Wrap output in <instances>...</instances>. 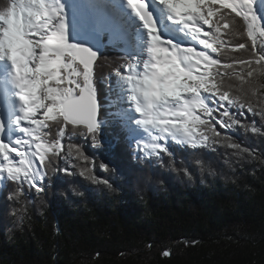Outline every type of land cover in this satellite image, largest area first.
Listing matches in <instances>:
<instances>
[{
	"label": "trees",
	"instance_id": "1",
	"mask_svg": "<svg viewBox=\"0 0 264 264\" xmlns=\"http://www.w3.org/2000/svg\"><path fill=\"white\" fill-rule=\"evenodd\" d=\"M11 2L0 0V10ZM220 37L225 43L214 55L221 66L234 65L226 76L221 67L222 90L245 102L240 123L229 121V129L216 124L221 135L209 132L207 147L170 140L168 152L157 156L140 155L126 128L113 120L108 100L129 61L124 44L103 34L90 72L100 101L101 146H90L82 126L74 131L47 121L41 135L49 142L60 139L64 157L59 169L46 170L42 192L0 182V264H264V65L255 62L264 54V37L249 39L239 18ZM241 59L252 61L254 77H247ZM238 73L245 74L244 83ZM222 111L217 108L214 119L227 120ZM77 147L87 160L75 159ZM83 168L97 179L81 175Z\"/></svg>",
	"mask_w": 264,
	"mask_h": 264
},
{
	"label": "snow or ice",
	"instance_id": "2",
	"mask_svg": "<svg viewBox=\"0 0 264 264\" xmlns=\"http://www.w3.org/2000/svg\"><path fill=\"white\" fill-rule=\"evenodd\" d=\"M125 2L142 21L150 40L148 52L151 63L144 65L145 74L139 80L127 77L132 85L130 100L140 117L138 123L160 129L165 134L180 133L194 149L208 146L209 132L221 135L216 124L229 129V121L232 125L240 123L237 116L244 111L245 102L222 90L221 67L225 69L223 75L226 76L227 69L234 65L221 66L211 53H217L224 46L220 34L232 28L236 18L243 21L247 36L253 42L257 33L264 37V27H261L254 10V0H157L169 13L168 19L186 30L191 37L189 43L198 41L203 50L191 46L178 47L171 40H162L148 0ZM0 24L3 25L0 27V59L6 57L11 62L18 82L19 99L23 104L18 120L22 136L12 143L0 140V176L6 174L9 182L18 186L27 185L28 189L39 193L47 186L46 170L49 167L59 169V161L64 157L60 139L49 142L41 135V130L48 127L47 121L72 125L74 131L77 126H82L86 132H81V135L90 137V146L94 150L101 146L97 126L98 104L90 76L97 56L87 48L67 43L60 11L45 0H14L8 3L0 10ZM238 47L243 49L245 45L239 44ZM178 53L188 62L187 67L182 66ZM255 62L264 65V54ZM238 63L241 67L247 66L248 78L256 75L252 61L241 59ZM80 65L83 72L77 70ZM131 67L129 65V69ZM81 76L83 85L78 79ZM237 77L244 83V73H238ZM248 83L251 84V79ZM202 92L208 95L204 96ZM217 108L223 109L221 116L227 120L214 119ZM232 108H236L235 113ZM247 111L254 113L252 103L247 104ZM40 112L43 119H37ZM63 126L59 128L61 136L65 134ZM252 131L258 129L253 126ZM165 138L153 135L152 143L140 144L136 151L140 155L147 151L149 155L157 156L168 152L165 144L158 142ZM229 147L240 148V144L231 143ZM13 154L19 158L18 162ZM72 156L70 150L68 157ZM88 158L79 147L75 148V159ZM92 159H96L95 153ZM107 167L101 161L100 168L106 170ZM63 171L69 173L67 167ZM91 173L89 168L81 171V175H89L96 180Z\"/></svg>",
	"mask_w": 264,
	"mask_h": 264
},
{
	"label": "rangeland",
	"instance_id": "3",
	"mask_svg": "<svg viewBox=\"0 0 264 264\" xmlns=\"http://www.w3.org/2000/svg\"><path fill=\"white\" fill-rule=\"evenodd\" d=\"M257 1L258 0H254V4L256 3V5H257V3H258ZM45 2L50 5L53 2V0H45ZM262 6L264 7V1L262 2ZM114 8H116V7L114 6ZM57 9L60 11L61 16L63 17L64 33H65V38L67 40V43H72V44L76 45L77 40L86 31L91 30V29L83 30V23H82L81 20H84L85 17L82 15L84 18L81 19V16H77V18H75L74 21H70L69 22V19L67 18V16L69 15L70 12H72L73 7L68 6L67 4L61 2V3H59V6H58ZM254 10H255V13H257L258 8L254 7ZM128 16L129 15L127 14V17ZM257 16L260 19V24L262 26V23H261V10H260L259 14L257 13ZM93 24H95V23H93ZM101 24L102 25H106L103 21L101 22ZM0 25H2V24H0ZM133 27H134V30H135V28H138V26H136V24H133ZM109 28L111 29L110 35H111V39L112 40L118 38L121 41L122 40L125 41V39L123 37H121L122 35L117 33L116 30H114L111 27H108L107 29H109ZM205 28H206V26H205ZM137 32H138L137 35L140 37V35H141L140 29H138ZM71 35H73V37H71ZM32 39H38V37H32ZM137 39H140V38H135L134 39L135 47H137V45H140L139 44L140 41L137 42L136 41ZM143 40H144V46H142L143 47L142 48V52L143 53L141 51H138V52L133 51L128 46V44H126L127 47L125 48V50L128 53L127 60L129 61V63L124 67L123 78L119 79L120 81L119 80L116 81V86H115V92L116 93H115V96L109 97L110 99L108 100L109 105H112L113 107L115 105H117L119 102H122V105H124V107L127 106V110L130 111L129 114H135V112L133 113V111H135V106H134V102L130 100V96L133 94L132 93V85L128 81L127 77L128 76H132V77H134L135 80H139L145 74V72H143V71H144V65L146 64L147 59H148L146 53H147V44H148V42L150 40H149V37L148 38L144 37ZM38 51H39V49H37V53H38ZM141 57L143 58L142 59V63H140ZM66 62H67V58H66ZM129 65L132 66L130 69H129ZM126 69H128V70L126 71ZM73 79H76V77H74ZM91 83L93 84V80L92 79H91ZM73 87H75V85H73ZM202 95H203V93H202ZM122 105L120 103V104H118V107L122 108ZM118 112H117V108H116V110H114V112L112 114V116L114 118L113 120H117V119L118 120H123L122 124H124V126L126 127L127 130L128 129L129 130H134L133 133H130L127 136V138L132 139L133 142H134V146L138 147L137 145H138V142H139V138H138L137 135H138L139 130L136 129L137 126L134 123H132L130 120H127V118L125 117L124 112H121L119 110H118ZM37 119H43L42 112H40L38 114ZM163 136H165L166 138H165V141L161 142L162 144L168 142L169 139L172 140V141H175L176 143H187L185 138L182 136V134L177 133V132H171V133H168V134H164ZM150 143H152V142H150ZM146 144H149V143H146ZM144 153H148V152L145 151ZM17 162H18V160H17ZM5 176H0V181H3L5 179Z\"/></svg>",
	"mask_w": 264,
	"mask_h": 264
},
{
	"label": "bare ground",
	"instance_id": "4",
	"mask_svg": "<svg viewBox=\"0 0 264 264\" xmlns=\"http://www.w3.org/2000/svg\"><path fill=\"white\" fill-rule=\"evenodd\" d=\"M63 1H67V0H60L59 3L63 2ZM71 1H72L71 2L72 5H73L72 6L73 10L67 16V18L69 19V22L74 21V19L77 18V16H81V19H83L85 17L84 20H81L83 23V30L91 29V30H95L98 32H104V30L106 29V26L110 25L111 27L114 28V30L117 31V33L122 35L121 37H123L127 41L128 46L133 51H136V52L141 51L142 52V48H143L142 46H144L143 38L144 37L148 38V33H147L146 29L143 27V23H138L137 24L138 28H135V30H134L133 24L137 23V21H135V23H134V21H133L134 19L131 16L132 12L129 11L130 15H129V17H127V13L125 11H123L124 13L122 14L118 11V9L114 8L116 2L120 1V0H114L112 3L108 2L107 0H71ZM121 1H122V4L126 5L125 1H123V0H121ZM59 3L56 5V8H58ZM100 21L101 22L103 21L106 25H102ZM93 23H95V24H93ZM0 27H2V25H0ZM136 29L137 30L140 29L141 32L143 33V35H140V37H139L137 35L138 32ZM157 30H158V28H157ZM158 33H160L159 30H158ZM71 37H73V35H71ZM135 38H140V39L136 40L137 42L140 41L139 42L140 45H137V47H135V45H134V39ZM173 43L176 44L178 47H181L177 43V41H175ZM148 44H150V41L148 42ZM182 47H184V46H182ZM197 50H203V49L198 48ZM178 58L180 59L182 66H185V67L188 66V62L179 53H178ZM142 59L143 58L141 57L140 63H142ZM148 60H151V58H149ZM8 64H9V71L10 72H9V75L7 78L6 87H8L10 89V92H13L12 88L15 85L17 86L18 82L16 80L12 64L9 60H8ZM18 90H19V88H18ZM20 102L17 103V106H20ZM120 103L122 105V102H119L118 104H120ZM118 104L115 105L116 106L115 108H117V112L119 110L121 112H124L126 117L129 116L130 111L127 110V106L124 107V105H122V108H120V107H118ZM134 112L135 111H133V113ZM21 115H22V112L19 113V116H21ZM154 130L156 133H158V136L165 134L160 129H154ZM139 132H140V130H139ZM0 140H3L6 143H12L9 139H7V140L0 139ZM13 157L16 160L19 159V158H15L14 154H13Z\"/></svg>",
	"mask_w": 264,
	"mask_h": 264
},
{
	"label": "water",
	"instance_id": "5",
	"mask_svg": "<svg viewBox=\"0 0 264 264\" xmlns=\"http://www.w3.org/2000/svg\"><path fill=\"white\" fill-rule=\"evenodd\" d=\"M153 13H154L153 14V20H154V24L156 26L158 24V18L155 15L156 11L154 9H153ZM76 46L87 48L89 51L93 52L98 57L100 55L102 49H103L102 35L98 31L88 30L78 39V41L76 42ZM95 60L92 63V67H93ZM92 67H91V69H92ZM94 98L96 99L97 104H98L97 126H99L100 101H99L98 96L95 94H94Z\"/></svg>",
	"mask_w": 264,
	"mask_h": 264
}]
</instances>
